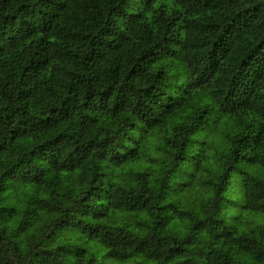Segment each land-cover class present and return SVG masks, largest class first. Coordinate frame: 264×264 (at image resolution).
Returning <instances> with one entry per match:
<instances>
[{
  "label": "trees",
  "instance_id": "16d2710c",
  "mask_svg": "<svg viewBox=\"0 0 264 264\" xmlns=\"http://www.w3.org/2000/svg\"><path fill=\"white\" fill-rule=\"evenodd\" d=\"M0 264H264V0H0Z\"/></svg>",
  "mask_w": 264,
  "mask_h": 264
},
{
  "label": "rangeland",
  "instance_id": "374dc122",
  "mask_svg": "<svg viewBox=\"0 0 264 264\" xmlns=\"http://www.w3.org/2000/svg\"><path fill=\"white\" fill-rule=\"evenodd\" d=\"M137 10L139 7H141V3L139 4H135ZM125 7L128 9L130 7V5H125ZM238 182H236V176H233L231 179H230V182H229V188L227 190V192L225 193V197H227L228 199H231V200H234V201H237V202H241L242 201V194L241 192L238 191ZM233 192V193H231ZM225 205H230V203L225 200ZM239 209V206H235V207H230V213L232 215H235L237 213Z\"/></svg>",
  "mask_w": 264,
  "mask_h": 264
}]
</instances>
